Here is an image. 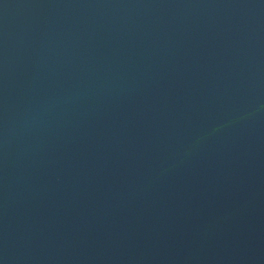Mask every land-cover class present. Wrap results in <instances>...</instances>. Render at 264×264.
Instances as JSON below:
<instances>
[{"label": "water", "instance_id": "1", "mask_svg": "<svg viewBox=\"0 0 264 264\" xmlns=\"http://www.w3.org/2000/svg\"><path fill=\"white\" fill-rule=\"evenodd\" d=\"M0 264H264V0H0Z\"/></svg>", "mask_w": 264, "mask_h": 264}]
</instances>
